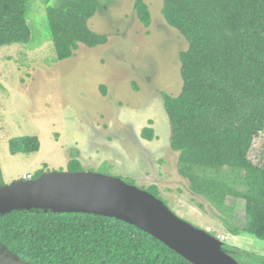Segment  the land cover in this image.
<instances>
[{
  "label": "trees",
  "instance_id": "1",
  "mask_svg": "<svg viewBox=\"0 0 264 264\" xmlns=\"http://www.w3.org/2000/svg\"><path fill=\"white\" fill-rule=\"evenodd\" d=\"M27 1L0 0V46L29 41ZM49 1L45 10L57 60L73 56L79 44L107 43L108 36L91 30L88 21L110 0ZM133 10L149 27L146 0H133ZM161 14L188 43L178 54L180 92H160L177 172L226 225L234 214L226 198L243 200L244 224L227 228L264 241V140L259 160L248 157L253 138L264 131V0H162ZM141 137L152 140L153 129L144 127ZM16 146L29 153L40 142L37 136L12 138L10 151ZM71 156L68 169L81 170ZM125 182L134 184L132 178ZM145 190L160 199L156 185ZM0 246L32 264H193L141 228L92 213L13 210L0 215ZM231 255L239 264H264L254 252L235 248Z\"/></svg>",
  "mask_w": 264,
  "mask_h": 264
},
{
  "label": "rangeland",
  "instance_id": "2",
  "mask_svg": "<svg viewBox=\"0 0 264 264\" xmlns=\"http://www.w3.org/2000/svg\"><path fill=\"white\" fill-rule=\"evenodd\" d=\"M146 3L151 13L147 28L137 19L133 0H110L88 21L91 30L108 36L107 43L92 48L79 44L73 56L57 60L44 0L27 1L29 41L0 46V185L41 169L70 171L73 154L79 171L132 178L144 190L156 185L160 199L179 219L209 234L216 253L237 264L231 255L235 248L264 257L263 240L227 228L244 224L243 200L226 198L234 212L226 225L177 172L178 152L169 146L160 92H180L178 54L188 43L165 22L162 0ZM146 126L154 131L152 140L141 137ZM24 136H37L39 149L26 153L16 146L11 152V139ZM263 140L264 131L253 138L248 157L254 162ZM195 252L205 259L203 249Z\"/></svg>",
  "mask_w": 264,
  "mask_h": 264
},
{
  "label": "water",
  "instance_id": "3",
  "mask_svg": "<svg viewBox=\"0 0 264 264\" xmlns=\"http://www.w3.org/2000/svg\"><path fill=\"white\" fill-rule=\"evenodd\" d=\"M31 209L114 217L148 232L193 264H237L231 256L212 250L209 234L179 219L147 190L118 177L91 171H46L36 178L0 185V215ZM195 249H203L205 259ZM0 264L32 263L0 246Z\"/></svg>",
  "mask_w": 264,
  "mask_h": 264
},
{
  "label": "built area",
  "instance_id": "4",
  "mask_svg": "<svg viewBox=\"0 0 264 264\" xmlns=\"http://www.w3.org/2000/svg\"><path fill=\"white\" fill-rule=\"evenodd\" d=\"M20 178L23 179V180H29V179H32V175L29 174V173H24V174H22V176ZM218 237L220 239L224 238V236H222V235H220Z\"/></svg>",
  "mask_w": 264,
  "mask_h": 264
}]
</instances>
